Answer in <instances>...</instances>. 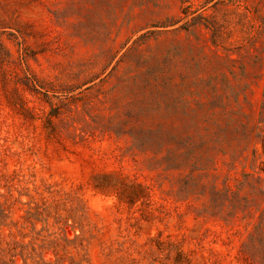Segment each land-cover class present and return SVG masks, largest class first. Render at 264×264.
Here are the masks:
<instances>
[{
	"label": "rangeland",
	"instance_id": "obj_1",
	"mask_svg": "<svg viewBox=\"0 0 264 264\" xmlns=\"http://www.w3.org/2000/svg\"><path fill=\"white\" fill-rule=\"evenodd\" d=\"M0 264H264V0H0Z\"/></svg>",
	"mask_w": 264,
	"mask_h": 264
}]
</instances>
